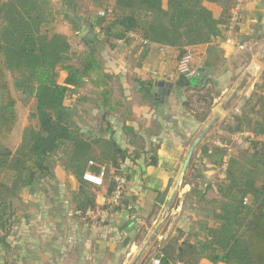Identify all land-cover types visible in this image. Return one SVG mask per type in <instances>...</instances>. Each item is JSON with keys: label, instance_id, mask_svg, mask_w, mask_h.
<instances>
[{"label": "trees", "instance_id": "trees-1", "mask_svg": "<svg viewBox=\"0 0 264 264\" xmlns=\"http://www.w3.org/2000/svg\"><path fill=\"white\" fill-rule=\"evenodd\" d=\"M60 1L71 12L66 19L75 24V32L86 24L89 32L98 29L94 38L84 35L80 39L83 52L74 49L64 35L44 28L50 15L49 0H0V231L5 234L16 224L12 201H19V192L33 188L38 177L53 179V158L78 183L71 204L73 213L80 215L74 217L81 219L85 212L96 209L94 186L83 179L86 173L98 176L104 168L103 182L110 198L115 190L113 174H122L121 165L128 154L113 139L109 115H119L122 133L135 156L144 150L131 126L129 108L113 97L112 77L104 72L98 44L115 49L119 42L130 45L138 40L142 57L155 47L177 76L175 85L182 86L184 79L176 72L177 64L189 49L221 37L230 28L236 6V0H166L165 6L163 0ZM209 4L221 7L217 19ZM93 9L104 10L105 15L94 18ZM60 71L70 87L57 82ZM155 83H139L142 103L151 102ZM88 87V95L96 96L93 105L102 112V127L95 135L89 130L81 133L70 129V125L78 127V122L73 110L64 105ZM22 98L34 102L30 115L34 126L20 125ZM233 120L234 126H225L224 131L249 134L242 139L247 147L242 154L245 158L229 155L230 141L214 135L203 145L201 154L218 171L215 183L196 171L192 175L190 203H212L214 207L200 211L203 215L195 225L197 232L195 228L188 233L177 230L141 264H152L153 259L158 264H199L202 260L211 264H264V142L259 140L264 138V97H250ZM17 134L18 144L13 140ZM215 140L222 146L213 144ZM199 177L202 188L195 182ZM210 191L216 199L206 200ZM134 201V197L121 196L111 211L133 215ZM107 208L105 204L101 210Z\"/></svg>", "mask_w": 264, "mask_h": 264}, {"label": "crops", "instance_id": "crops-1", "mask_svg": "<svg viewBox=\"0 0 264 264\" xmlns=\"http://www.w3.org/2000/svg\"><path fill=\"white\" fill-rule=\"evenodd\" d=\"M207 7L217 19L221 7L212 4ZM235 28V31L228 28L209 44L188 50L185 56L188 66L197 70L199 76L185 80L179 75L184 79L182 86L175 85L177 76L170 72L168 61L155 47H150L143 57L138 40L130 45L119 42L115 49L98 50L104 72L116 83V95L129 108L131 126L145 146L136 157L122 133L119 115H109L113 139L128 154L120 170L127 179L128 196L135 198L133 218L121 212L112 213L103 224L95 218L74 217L71 200L78 183L53 158L51 183L44 182L48 181L45 177L40 188H23L19 192L18 209L13 206L19 214L14 219L16 224L9 234L0 231V264H107V256L120 258L118 263L111 264H141L144 257L154 255L177 230L188 233L195 228V216L200 211L188 197L193 187L190 178L195 171L201 175L206 167L200 166L205 160L201 148L214 135L245 145L242 139L248 133L229 134L224 127L234 126L235 115L250 97H264V0H246ZM65 80L66 75L60 71L57 82L70 87ZM149 80L171 84L170 94L154 103V86L151 102L142 103L139 83ZM80 104V96L64 102L73 110L78 127L95 135L102 126L100 122L96 127L81 126L86 121L79 114ZM91 112L102 115L94 105ZM209 124L208 133L195 149L189 169L180 180V169L192 144ZM259 140L264 142V138ZM213 144L222 146L217 140ZM152 161L155 165H149ZM174 188L176 196L165 214ZM92 192L97 212L108 200L107 187L94 186ZM130 226L133 235L124 246L126 229ZM199 264L211 263L202 260Z\"/></svg>", "mask_w": 264, "mask_h": 264}, {"label": "rangeland", "instance_id": "rangeland-1", "mask_svg": "<svg viewBox=\"0 0 264 264\" xmlns=\"http://www.w3.org/2000/svg\"><path fill=\"white\" fill-rule=\"evenodd\" d=\"M49 8H50V15L48 16V21L45 24L44 28L46 30H48L49 32H54V33L64 35L68 39L69 43L72 45V47L74 49H76L79 52H83L84 49L82 47L80 39L84 35L87 36L88 33H94L95 35H97L98 29L94 28L91 32H89L90 31L89 26H87V24H86L82 27L81 31L75 32L73 30V28L75 27V24H71L66 19V16L71 15V12L67 11V9L65 7H63V4L61 3L60 0H49ZM101 11H104V10L93 9L92 13H93L94 18H95V16H97L96 14L98 12H101ZM72 18L73 17L71 16L70 19H72ZM83 20H85V19H83ZM75 22L76 21H74V23ZM78 24L79 23L76 22L77 26H79ZM80 24H82V23H80ZM105 48H107V47H105L103 44L97 45V50H99V49L102 50ZM195 82L196 81H191V84H194ZM110 87L113 91L114 99L120 98L119 96L116 95L117 85L114 81H111ZM89 90H91L90 87L83 89V90H80L78 95H75V96H78V97L80 96V101L83 98V101L81 102L78 111H79L80 116L82 118H84L86 122H85V124H81V126H85L87 124L88 125L90 124V126L96 127L100 122V115H98V113L91 114L92 113L91 110L93 109L92 100L96 96L91 95V94L89 96L88 95ZM22 107H23V111L20 114V125H21V127L24 128V127H27L29 125L35 124L34 121H32L30 118V115L33 113V109H34L33 100L32 99L30 100L29 98H26V99L22 98ZM219 131H222V130H219ZM191 138H193V137H191ZM13 140L18 144L20 141L19 134L14 136ZM230 143H231V146L229 148V155L234 156V157H238L240 160L244 159L245 156H243L242 154L244 153V151L247 147L245 145L242 146V144H237L236 142L233 143L232 141H230ZM204 159H205L204 163H202L200 166H203V167L206 166V167H204L205 169L203 170V173L200 175V177L206 178L210 182L215 183L214 175L216 173H218V171L215 170L211 165H209V163H208L209 161L206 158H204ZM52 162H54V160H52ZM181 164H182V162H181ZM188 169H189V167H188ZM188 169H187V171H188ZM200 177H199V179L195 180V182L199 185L200 188H202ZM41 179H42L41 177H38V180H36V182L33 186L34 188L36 186H37V188H40L39 184L41 183ZM50 181H52V179L48 178V181L44 180V182H47V184H50L51 183ZM190 181L192 184H194V182H192V178H190ZM216 197H217L216 194L213 193L212 191H210L206 196V200L216 199ZM12 204H13V206L15 205L17 208L18 201L13 200ZM188 205H189V208H191V204H188ZM213 207H214V205L212 203L211 204H205V203L197 204V209L199 211H202L203 209L210 210ZM15 213H16V215H19L18 212L15 211ZM202 215H203V213L201 212L200 214L195 216V218L197 220L196 223L201 219ZM195 231L197 232V226H195ZM149 256L151 257V254ZM119 259L120 258L112 259L110 256H107L106 262H107V264H111L113 261H116V263H118Z\"/></svg>", "mask_w": 264, "mask_h": 264}, {"label": "built area", "instance_id": "built-area-1", "mask_svg": "<svg viewBox=\"0 0 264 264\" xmlns=\"http://www.w3.org/2000/svg\"><path fill=\"white\" fill-rule=\"evenodd\" d=\"M246 0H236V6L233 10V16L231 19V25L230 28H233L235 26L238 25L239 23V13L241 11V8L244 4ZM97 16H104L105 15V11H101L98 12L96 14ZM141 42V41H140ZM176 72L178 75L182 76L185 80H189L193 77H198L199 73L197 70H192L189 68L188 66V57H184L182 58V60L179 62V64L177 65L176 68ZM153 75H156L155 73ZM113 173V172H112ZM103 177H104V168H101V172L98 176H94L91 174L86 173L83 177V179L94 185V186H102L104 184L103 182ZM113 181L115 183V190L112 193V195L110 196V198L107 200L106 205H108V208L105 210H100V211H91L88 210L87 212H85V214L83 215V219H87V218H95V220H98L100 223H107L109 221V218L112 214L111 208H113L114 206H116L118 204V201L120 199L121 196L123 197H128V191H127V180L125 178V175L123 174H119V175H114L113 174ZM127 191V195H124V192ZM131 206L128 207V209H130ZM77 215L79 216L80 213L76 212V213H72V215ZM131 217L133 218V215H131ZM152 264H158V260L157 259H153L152 260Z\"/></svg>", "mask_w": 264, "mask_h": 264}, {"label": "water", "instance_id": "water-1", "mask_svg": "<svg viewBox=\"0 0 264 264\" xmlns=\"http://www.w3.org/2000/svg\"><path fill=\"white\" fill-rule=\"evenodd\" d=\"M95 36L94 33H88L87 34V38L88 39H92L93 37ZM155 88H156V93L154 95V99H153V102L154 103H157L159 101H163L164 97L165 96H168L170 94V91L172 89V85L171 84H168L164 81H157L155 83ZM210 126L211 124L207 125L205 127V129L201 132V134L199 135V137L194 141V143L192 144L182 166H181V169H180V180L183 179L184 175L186 174L187 172V169L191 163V160H192V157H193V154H194V151L195 149L200 145L202 139L205 137V135L208 133L209 129H210ZM70 129L76 131V132H81V133H86V130L85 129H82V128H79L77 126H69ZM186 184L190 187L191 184L189 182H186ZM176 192H177V188H174L170 198H169V201H168V207H167V210L165 212V214L168 212L171 204H172V201L174 200L175 196H176ZM164 214V215H165ZM126 234H127V237L125 238L124 242H123V245L126 246L129 239L132 237L133 235V230H132V227L130 226L129 228L126 229ZM152 237H150L146 243H145V246L144 248L149 244L150 240H151ZM143 248V249H144ZM140 256V254H139ZM139 256L137 257V259L139 258Z\"/></svg>", "mask_w": 264, "mask_h": 264}]
</instances>
